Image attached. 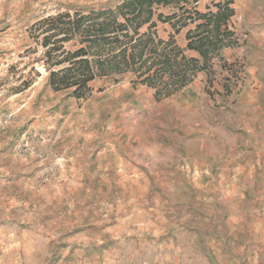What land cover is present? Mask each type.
<instances>
[{
  "label": "rangeland",
  "instance_id": "obj_1",
  "mask_svg": "<svg viewBox=\"0 0 264 264\" xmlns=\"http://www.w3.org/2000/svg\"><path fill=\"white\" fill-rule=\"evenodd\" d=\"M120 2L0 0V264H264V246L255 240L251 262L246 225H233L246 199L264 207L262 184L229 196L197 159L217 129L264 149V0H234L235 45L170 98L157 101L131 73L95 81L84 98L53 91L33 26ZM187 31L175 39L189 55Z\"/></svg>",
  "mask_w": 264,
  "mask_h": 264
},
{
  "label": "trees",
  "instance_id": "obj_2",
  "mask_svg": "<svg viewBox=\"0 0 264 264\" xmlns=\"http://www.w3.org/2000/svg\"><path fill=\"white\" fill-rule=\"evenodd\" d=\"M199 0H122L90 10L63 12L33 26L42 37L44 68L55 92L72 90L76 98L92 92L101 79L118 81L131 73L135 83L155 90L157 101L170 98L187 87L198 72L211 67L213 58L233 47L230 22L234 0H214L206 12ZM168 10V14L164 12ZM169 24L174 33L160 37L159 25ZM188 29V57L175 39ZM38 37H35L38 39ZM67 44H73L70 49ZM31 82L24 81L25 87Z\"/></svg>",
  "mask_w": 264,
  "mask_h": 264
},
{
  "label": "crops",
  "instance_id": "obj_3",
  "mask_svg": "<svg viewBox=\"0 0 264 264\" xmlns=\"http://www.w3.org/2000/svg\"><path fill=\"white\" fill-rule=\"evenodd\" d=\"M188 52L191 54L188 55V53L185 52L187 56L200 58L198 53L189 50ZM217 130H220V137L218 135V137L210 136L207 138H200L199 143L201 146H199L200 148L197 154V159H199L198 165H203L202 167L205 169L201 174H205V176L209 175L214 181H218L222 186L223 191L230 194L229 196L233 194L232 196L236 197L240 195L244 198L246 196L251 197L254 184L256 182L261 183V189L256 195L258 198L262 199L260 205L264 206V149L254 146L252 141L249 144L240 141H233V138L226 133H222L221 129ZM205 133H209V131L206 130ZM185 134L187 135L185 138L188 139L189 132L187 131L184 135ZM183 145L179 146L184 148ZM185 148L187 150L186 160L190 163V157L188 154L189 147L185 145ZM259 149L262 151V157L256 159L254 151ZM165 150L166 155L172 154L173 145L168 147L166 144ZM249 151H251V153H249ZM104 152L106 153V150L102 148V150L97 152L96 158L97 156L98 158H104L107 156V153L104 154ZM166 159L171 160L170 158ZM203 159H206V161ZM34 163L36 166H42L44 164V162H37L36 160L32 162L33 165ZM236 181L250 183V191L245 189L246 194H241L236 191L234 192L233 183ZM246 200L251 205L250 208L246 209L244 218L236 217L235 220L233 219V225H236L237 227L243 224L246 225V245H249V248L246 247V254L249 255L250 261L253 262V255L255 253L253 244H255V240L257 245L260 243L264 246V207L259 208L255 204L256 201H248L249 199Z\"/></svg>",
  "mask_w": 264,
  "mask_h": 264
}]
</instances>
